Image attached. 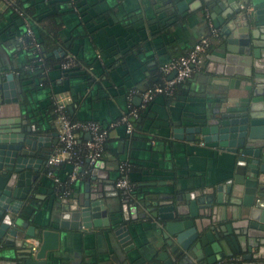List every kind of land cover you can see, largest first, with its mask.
<instances>
[{
    "label": "crops",
    "instance_id": "1",
    "mask_svg": "<svg viewBox=\"0 0 264 264\" xmlns=\"http://www.w3.org/2000/svg\"><path fill=\"white\" fill-rule=\"evenodd\" d=\"M20 1L27 18H43L41 28L49 37L44 47L52 59L37 62L46 63L38 70H33L32 61L26 63L28 48L19 37L27 18L11 12L14 0H0V76L12 74L17 96V108L12 111L18 117L25 116L28 124L48 139L56 138L51 105L60 99L71 121L92 120L107 127L97 169L106 174L102 185L103 180L112 181L115 190L126 192L128 201L126 219L115 197L108 199L106 215L125 226L131 244L121 243L110 226L59 227L61 200H83L85 183L95 187L98 177L97 172L92 173L95 162L76 168L72 181L68 178L70 165L47 167L45 161L57 141L44 147L49 154L29 190L18 192L25 195L18 215L35 229L58 232L56 248L45 251V259L52 257L59 264H122L126 259L139 260L140 254L153 249L163 251V224L168 220L153 215L160 207L158 203L184 205L182 195L210 187L214 190L234 170L231 154L206 145L200 135L186 131L191 126L216 124L226 97L247 95L245 90L220 85L222 75L206 64V55L219 44V27L213 26L207 10L197 11L194 17L186 10L178 12L173 3L164 6L162 0ZM241 1L249 8L252 5V0ZM201 36L209 43L199 67L177 83L172 94H158L143 103L139 93L167 77L160 66L186 53ZM68 58L76 68L61 73L59 64ZM132 109L136 117H127V132L120 117ZM191 134L192 140L187 138ZM86 136L77 133L78 142ZM47 170L51 175H46ZM118 178L127 181V189L114 186ZM25 238L24 246H11L13 259L33 257L28 250L38 249L39 242ZM239 258L240 253H235L218 264L243 262Z\"/></svg>",
    "mask_w": 264,
    "mask_h": 264
},
{
    "label": "water",
    "instance_id": "2",
    "mask_svg": "<svg viewBox=\"0 0 264 264\" xmlns=\"http://www.w3.org/2000/svg\"><path fill=\"white\" fill-rule=\"evenodd\" d=\"M171 3L194 17L207 10L213 26L219 27V44L206 55V64L222 75L220 85L246 91V96L226 97L216 124L186 129L206 145L231 154L234 170L214 190L182 195L184 205L159 202L153 215L168 220L163 224V251L153 249L122 264H218L235 253L243 262L233 264H264V0H252L250 8H241L237 0H162L164 6ZM11 78V73L0 76V264H59L52 257L45 259V251L56 248L58 232L35 229L18 215L24 194L49 154L44 147L57 140L44 138L25 116L13 113L17 96ZM98 165L95 162L92 171L97 172V185L85 183L83 200H61L59 227L110 226L121 243L131 244L125 226L106 215L108 199L115 197L126 219V192L115 190L109 180L102 185L106 174ZM26 236L39 242L38 249L28 250L33 257L13 259L11 246H24Z\"/></svg>",
    "mask_w": 264,
    "mask_h": 264
},
{
    "label": "built area",
    "instance_id": "3",
    "mask_svg": "<svg viewBox=\"0 0 264 264\" xmlns=\"http://www.w3.org/2000/svg\"><path fill=\"white\" fill-rule=\"evenodd\" d=\"M239 6L246 5L237 0ZM24 21V33L19 37V41L24 43V47L31 49L33 53L39 52L40 47L38 42L34 39L32 30L27 20ZM214 33V30L211 29ZM25 40L27 43H25ZM209 40L205 36H201L193 43L190 49L177 57L171 58L160 66V72L163 76H167L159 85H153L146 88L141 93L143 103L151 101V99L158 94L170 95L174 86L188 78L191 72L198 68L202 62V54L208 46ZM36 62L42 61L41 57L35 59ZM74 66L71 58L62 61L59 64L61 70H66ZM63 100H56L54 103V123L56 126V140L57 146L54 151L46 159L47 167H53L60 164H68L71 166L68 178L70 181L74 180L76 175V168L84 164L92 165L96 162L102 154L103 145L107 137V127L104 128L100 124L92 120L86 121H71L64 109ZM136 117V112L132 109L126 115L120 117L121 122L126 123L127 117ZM110 123L109 126H113ZM129 124L126 123V131L129 132ZM77 133L87 134L83 142H78ZM81 143V144H79ZM46 175H51V171L47 170ZM114 186L118 189H127V181L123 178H118L114 182Z\"/></svg>",
    "mask_w": 264,
    "mask_h": 264
},
{
    "label": "trees",
    "instance_id": "4",
    "mask_svg": "<svg viewBox=\"0 0 264 264\" xmlns=\"http://www.w3.org/2000/svg\"><path fill=\"white\" fill-rule=\"evenodd\" d=\"M23 3L20 1V0H14V2L13 3H10V7H11V12L13 13V14H20L22 17L24 16V17H26L27 18V12L24 10V7H23V5H22ZM13 8V9H12ZM19 11V12H18ZM11 13V14H12ZM43 19V18H42ZM42 19H34V16L32 17L31 15H30V17H28L27 18V22L29 23V25L30 26H32L31 25V23L34 25V30H33V36H34V39L38 42V44H40V46H41V48H43L42 49V52L41 51H39V52H35V53H33V51L31 50V49H27V61H26V63L27 62H33V64L34 65H32L33 67V70H35V69H41L42 67H43V65H46V63H47V61H49V59L51 60L52 58L51 57H48L47 56V53L49 52V51H47L46 49H45V47L44 46H46L47 45V43H48V41H49V37L43 32V30H42V28H41V21H42ZM31 30H32V27H31ZM56 37H52L51 39H52V41H55L56 39H55ZM25 43H27V41L25 40ZM44 53V54H43ZM36 56L37 57H41L42 59H43V62L45 61L46 63H44L43 65H37L36 63V61H35V59H36ZM26 63H24V64H26ZM24 64H23V66H24ZM74 68H76V63L74 64V66H72L71 68H68V69H66V70H61L60 68V70H61V73L63 72V73H67V72H69V71H71V70H73ZM32 70V71H33ZM23 71V70H22ZM21 71V68H19L18 69V73H21L22 72ZM159 84H161V83H157V84H155V85H159ZM151 87V86H150ZM175 87V86H174ZM148 88V87H147ZM173 90H174V88H173ZM173 92V91H172ZM172 94V93H171ZM52 109H53V112H52V115H53V119H54V116H55V114H54V105L52 106L51 105V111H52ZM84 121H86V120H84Z\"/></svg>",
    "mask_w": 264,
    "mask_h": 264
}]
</instances>
